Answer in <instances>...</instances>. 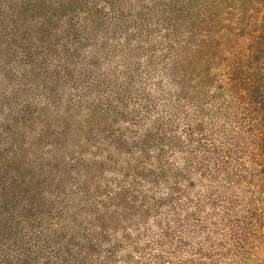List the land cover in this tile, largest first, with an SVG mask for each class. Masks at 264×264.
Wrapping results in <instances>:
<instances>
[{"label": "rangeland", "instance_id": "1", "mask_svg": "<svg viewBox=\"0 0 264 264\" xmlns=\"http://www.w3.org/2000/svg\"><path fill=\"white\" fill-rule=\"evenodd\" d=\"M0 264H264V0H0Z\"/></svg>", "mask_w": 264, "mask_h": 264}]
</instances>
